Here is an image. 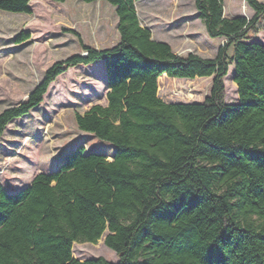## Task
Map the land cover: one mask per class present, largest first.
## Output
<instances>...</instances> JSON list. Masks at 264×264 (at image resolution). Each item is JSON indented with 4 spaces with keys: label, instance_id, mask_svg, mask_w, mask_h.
Returning a JSON list of instances; mask_svg holds the SVG:
<instances>
[{
    "label": "trees",
    "instance_id": "trees-1",
    "mask_svg": "<svg viewBox=\"0 0 264 264\" xmlns=\"http://www.w3.org/2000/svg\"><path fill=\"white\" fill-rule=\"evenodd\" d=\"M103 1L115 7L118 42L96 49L69 30L85 55L54 62L24 101L0 112V137L57 76L100 60L106 104L75 122L113 144L112 159L79 145L23 188L0 186V264H264V44L255 40L264 3L244 0L247 18L224 16L223 0H193L207 36L225 39L203 58L153 39L138 0ZM29 2L0 0V10L29 14ZM230 65L235 103L225 101ZM163 74L211 77L209 93L202 102H165L157 94ZM105 232L116 263L72 256L74 242L96 243Z\"/></svg>",
    "mask_w": 264,
    "mask_h": 264
},
{
    "label": "rangeland",
    "instance_id": "rangeland-1",
    "mask_svg": "<svg viewBox=\"0 0 264 264\" xmlns=\"http://www.w3.org/2000/svg\"><path fill=\"white\" fill-rule=\"evenodd\" d=\"M264 3V0H259ZM225 16L250 18L252 9L244 0H223ZM31 12L0 10V112L24 101L54 62L82 54L77 37L96 49L118 42L115 7L103 0H31ZM135 9L142 26L153 39L162 40L182 56H215L224 38H209L197 17L193 0H138ZM20 32L29 38L16 43ZM264 44V29L255 37ZM229 49L228 55L232 56ZM233 65L224 77L225 101L238 102L232 80ZM211 77L184 79L165 77L157 94L165 102H202L208 95ZM108 91L103 62L77 65L56 77L42 102L26 115L12 120L0 137V186L15 191L28 185L39 172L55 170L63 157L79 145L86 152L108 158L115 146L78 129L75 114H84L95 104H106ZM28 176L25 183L21 181ZM253 220H257L252 216ZM74 242L72 256L78 260L103 257L116 263L118 256L104 242ZM102 241L104 246L99 244Z\"/></svg>",
    "mask_w": 264,
    "mask_h": 264
},
{
    "label": "bare ground",
    "instance_id": "bare-ground-1",
    "mask_svg": "<svg viewBox=\"0 0 264 264\" xmlns=\"http://www.w3.org/2000/svg\"><path fill=\"white\" fill-rule=\"evenodd\" d=\"M165 77H167V76L163 74V75H161V76L158 78V80H157L158 89L160 88V84H161L162 79L165 78ZM204 78H207V77H204ZM174 79H176V78H174ZM177 79H178V78H177ZM99 244H101V245L104 246V244H103L102 241H99Z\"/></svg>",
    "mask_w": 264,
    "mask_h": 264
},
{
    "label": "crops",
    "instance_id": "crops-1",
    "mask_svg": "<svg viewBox=\"0 0 264 264\" xmlns=\"http://www.w3.org/2000/svg\"><path fill=\"white\" fill-rule=\"evenodd\" d=\"M31 1V0H30ZM29 7H30V2H29ZM224 16H225V12H224ZM226 17H233V16H226ZM156 40V39H155ZM158 41H162V40H158ZM112 153H109V155H108V160H111L112 159Z\"/></svg>",
    "mask_w": 264,
    "mask_h": 264
},
{
    "label": "water",
    "instance_id": "water-1",
    "mask_svg": "<svg viewBox=\"0 0 264 264\" xmlns=\"http://www.w3.org/2000/svg\"><path fill=\"white\" fill-rule=\"evenodd\" d=\"M81 55H85V53H82Z\"/></svg>",
    "mask_w": 264,
    "mask_h": 264
}]
</instances>
